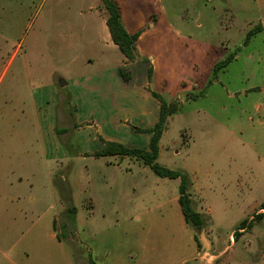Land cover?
<instances>
[{"label": "rangeland", "instance_id": "rangeland-1", "mask_svg": "<svg viewBox=\"0 0 264 264\" xmlns=\"http://www.w3.org/2000/svg\"><path fill=\"white\" fill-rule=\"evenodd\" d=\"M155 5L160 31L144 50L172 59L168 79L182 66L188 77L171 93L151 87L146 56L126 63L107 40L98 0H0V264H264V217L234 238L264 213V32L244 45L264 0ZM153 92L180 104L157 162L188 176L209 252L185 223L179 180L96 157L108 138L149 150Z\"/></svg>", "mask_w": 264, "mask_h": 264}, {"label": "trees", "instance_id": "trees-1", "mask_svg": "<svg viewBox=\"0 0 264 264\" xmlns=\"http://www.w3.org/2000/svg\"><path fill=\"white\" fill-rule=\"evenodd\" d=\"M103 4V9L107 14V27L111 34V38L113 44H115L119 51L126 59V63H134V62H147L150 61L143 57L137 50V41L141 36V32L136 34H129L124 26L121 9L115 0H100ZM264 32V25L259 24L253 29H251L245 38L244 45L247 46L251 42L252 38L257 36L258 34ZM240 49L235 50L233 53L229 54L224 60L215 64L213 68V79H217L219 72L229 66L237 57ZM120 75L125 81H129L131 79V75L127 70V67L120 68ZM149 82L151 83L153 77V69L149 68ZM210 84V82L208 83ZM203 94V93H202ZM201 94V95H202ZM153 97H155L160 102V116L159 120L150 130L151 132V140L149 144V150L143 151L138 149H129L122 144L114 143V142H104V146L100 151L96 153V157H107V156H125L132 157L137 160H141L145 166H148L156 175L161 178H168L173 180H179V204L181 206V211L184 216L185 223L192 228L194 231V239L198 243V233L205 229L206 220L204 217L193 209L191 194L188 192L190 187L189 178L186 174L181 171H174L168 168L162 167L157 161L160 155V141L167 130L169 117L174 115L179 110V102L173 101L168 102L165 100L162 95L159 93L153 92ZM197 99L196 96H194ZM264 217V213L257 214L254 218L243 220L234 233V238L238 239L242 236L244 232L252 229L256 220H260ZM60 241L64 239L63 236L58 234L57 236ZM89 263L97 264L93 258L89 255Z\"/></svg>", "mask_w": 264, "mask_h": 264}, {"label": "crops", "instance_id": "crops-1", "mask_svg": "<svg viewBox=\"0 0 264 264\" xmlns=\"http://www.w3.org/2000/svg\"><path fill=\"white\" fill-rule=\"evenodd\" d=\"M117 4L120 6L121 9V15L123 19L124 26L129 34H136L138 32H142L146 30L145 32L141 33V36L139 37L137 41V49L139 53L142 56H146L152 63H153V69H154V75H153V81L151 82V87L156 91V87H160V90L164 91L165 89L168 90L169 93H171V88L172 83L170 81L178 82V85L180 83H183V81H188L187 74L183 72L184 66L181 67V72L178 74H175L174 77L168 79V72H171L169 69V64H167V60L171 59L166 57L164 59V62L161 61V58L159 59L158 56H155L154 53L150 52L147 53L145 49V41L147 37H150L151 35L154 36L159 30L160 24L155 23V24H150L151 18L154 16L158 20L163 16V13L161 12V9L158 7L156 8V0H152V3L149 6V2L151 0H115ZM140 1H144L146 6L150 7L149 13L151 14H146L143 11V6ZM99 5H100V18L104 22V30L106 34L107 40L111 43V45L115 48L118 49V47L113 44L111 34L109 32V29L107 27V14L105 10L103 9V4L100 0H98ZM119 50V49H118ZM125 58V57H124ZM172 60V59H171ZM169 61V60H168ZM136 63V62H135ZM125 67V66H123ZM120 73V72H119ZM176 73V72H175ZM190 80V79H189ZM146 85H148V80L146 79ZM175 87V85H174ZM105 142H114V143H119L114 141L113 139H106ZM121 144V143H119ZM104 146V144H103ZM102 146V147H103ZM111 157V156H107ZM112 157H117V156H112ZM122 157V156H118ZM125 157V156H123ZM100 158V157H97ZM106 158V157H102ZM27 226V225H26ZM52 238H56V234L51 235ZM234 239L233 237L230 238V243L233 244ZM59 246L62 248L64 247V241L58 242ZM92 257V255H90ZM93 258V257H92ZM94 260V258H93ZM96 262V260H94ZM212 261V260H210ZM97 263V262H96ZM98 264V263H97ZM227 264V263H225Z\"/></svg>", "mask_w": 264, "mask_h": 264}, {"label": "water", "instance_id": "water-1", "mask_svg": "<svg viewBox=\"0 0 264 264\" xmlns=\"http://www.w3.org/2000/svg\"><path fill=\"white\" fill-rule=\"evenodd\" d=\"M198 241L202 247V251L204 252H209L211 250V242L208 241L205 237V233L204 230H202V233L200 235V237H198Z\"/></svg>", "mask_w": 264, "mask_h": 264}]
</instances>
